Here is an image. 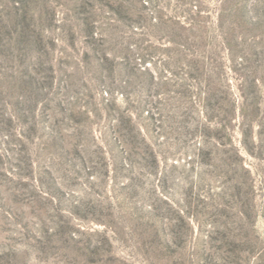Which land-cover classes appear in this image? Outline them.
Returning a JSON list of instances; mask_svg holds the SVG:
<instances>
[{"label": "rangeland", "instance_id": "rangeland-1", "mask_svg": "<svg viewBox=\"0 0 264 264\" xmlns=\"http://www.w3.org/2000/svg\"><path fill=\"white\" fill-rule=\"evenodd\" d=\"M0 264H264V0H0Z\"/></svg>", "mask_w": 264, "mask_h": 264}]
</instances>
